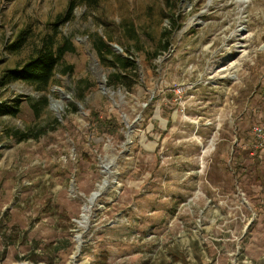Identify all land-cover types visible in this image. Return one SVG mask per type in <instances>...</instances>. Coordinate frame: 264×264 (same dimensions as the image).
<instances>
[{
  "label": "rangeland",
  "instance_id": "obj_1",
  "mask_svg": "<svg viewBox=\"0 0 264 264\" xmlns=\"http://www.w3.org/2000/svg\"><path fill=\"white\" fill-rule=\"evenodd\" d=\"M48 37L74 50L45 89L2 84ZM262 43L264 0H0V263L264 264Z\"/></svg>",
  "mask_w": 264,
  "mask_h": 264
},
{
  "label": "trees",
  "instance_id": "obj_2",
  "mask_svg": "<svg viewBox=\"0 0 264 264\" xmlns=\"http://www.w3.org/2000/svg\"><path fill=\"white\" fill-rule=\"evenodd\" d=\"M73 5L69 2L62 14H59L56 18L57 21H66L71 14ZM165 34V33H164ZM167 34V33H166ZM22 37L21 33H18L12 43H10V48H16L20 43ZM168 41L163 44V49L167 47ZM94 47L99 54L103 53H111L112 54V63L118 66L123 73L120 74L116 72L114 74V80L110 77L111 81H116L122 84L123 86L130 89L134 83L135 73H132L133 69H136L134 61L128 55L122 56L116 53H112L108 44L101 38V36L97 35L94 40ZM73 45L68 39H63L60 43L53 42L52 38H43L41 42L36 47L34 54L24 61L20 66L12 69L4 70L1 75L2 84H7L11 81H21L26 84L32 85L37 90H44L48 83L51 81V78L54 74V70L59 62L62 61V58L66 52L73 51ZM65 69L68 72L72 71L71 65H66ZM47 97L44 95L39 100V103H46ZM37 104H31L32 109L37 111ZM20 110V106L18 103H13L12 105H7L4 102H1L0 105V115H16ZM91 122H93V129L99 132L112 131L113 128L116 130L115 122L113 119L100 118L98 113L91 109ZM115 126V127H114ZM245 130H249V128H245ZM251 130V129H250ZM244 132V129L242 130ZM255 134V133H254ZM29 137L27 132H19L17 133L18 140H24ZM241 140V137H240ZM255 141V140H254ZM240 149V147L237 148ZM239 159L241 158V153H236L234 157ZM242 159V158H241ZM244 159V158H243ZM256 178L259 180L260 190L264 195V173L259 174L256 172ZM30 261L37 262L43 260L40 256V253L36 252V249H30L29 254L27 255ZM48 257V256H47ZM48 261L49 257H48ZM99 264H106L105 261L100 262Z\"/></svg>",
  "mask_w": 264,
  "mask_h": 264
},
{
  "label": "bare ground",
  "instance_id": "obj_3",
  "mask_svg": "<svg viewBox=\"0 0 264 264\" xmlns=\"http://www.w3.org/2000/svg\"><path fill=\"white\" fill-rule=\"evenodd\" d=\"M56 104H57L56 102H54L52 104V106L55 110L57 108ZM102 186H103V182L97 186L96 190L91 192V195L87 199V203L82 206V211H81L82 219H81V221H79V223H81V224L86 223L90 207L93 205V202H94L96 196L98 195L100 188H102ZM73 239L75 240V242L77 244L76 248L78 249V245L80 243V234H76Z\"/></svg>",
  "mask_w": 264,
  "mask_h": 264
},
{
  "label": "water",
  "instance_id": "obj_4",
  "mask_svg": "<svg viewBox=\"0 0 264 264\" xmlns=\"http://www.w3.org/2000/svg\"><path fill=\"white\" fill-rule=\"evenodd\" d=\"M113 48L115 49V51H120V50H121V48H120L118 45H116V44L113 45ZM262 49H264V43H262V44L258 47V50H262Z\"/></svg>",
  "mask_w": 264,
  "mask_h": 264
},
{
  "label": "built area",
  "instance_id": "obj_5",
  "mask_svg": "<svg viewBox=\"0 0 264 264\" xmlns=\"http://www.w3.org/2000/svg\"><path fill=\"white\" fill-rule=\"evenodd\" d=\"M0 264H2V263H0ZM12 264H35V263H33L31 261L22 260V261H17V262L12 263Z\"/></svg>",
  "mask_w": 264,
  "mask_h": 264
}]
</instances>
